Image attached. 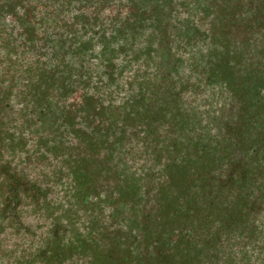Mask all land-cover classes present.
I'll return each instance as SVG.
<instances>
[{"label": "flooded vegetation", "instance_id": "1", "mask_svg": "<svg viewBox=\"0 0 264 264\" xmlns=\"http://www.w3.org/2000/svg\"><path fill=\"white\" fill-rule=\"evenodd\" d=\"M259 230L264 0H0V264H264Z\"/></svg>", "mask_w": 264, "mask_h": 264}, {"label": "trees", "instance_id": "2", "mask_svg": "<svg viewBox=\"0 0 264 264\" xmlns=\"http://www.w3.org/2000/svg\"><path fill=\"white\" fill-rule=\"evenodd\" d=\"M13 8V7H12ZM6 13H10V14H13V15H15L16 16V13L11 9V7L7 10V11H5ZM53 13H56V12H53ZM63 13V11H61V12H59V13H57V14H62ZM56 14V15H57ZM78 14H82L83 15V21H85V22H88V23H90L89 22V18L87 17V16H85L83 13H81V12H78L77 13V15ZM33 16V18L35 17V16H37V15H32ZM64 17H65V15H63V16H61V18L60 19H64ZM19 18V20H20V22L22 21V22H24V21H28V20H30L29 18H28V14H24V16H19L18 17ZM53 22H55V20H53ZM54 27V29H56V27L57 26H53ZM35 31V28L34 27H32V26H27V27H25V32H27L28 34L29 33H32V35L33 36H36V37H38L39 36V34H38V32L36 31V32H34ZM58 35H62V34H60V32L58 33ZM43 71H45L44 69H43ZM42 71V72H43ZM46 73H42V75H41V79H43V78H45V77H48V75H45ZM48 74V73H47ZM51 74H52V77L54 78V77H57L56 75H55V73L54 72H51ZM51 77V78H52ZM64 79H63V77L62 76H60L59 78H57V79H55L54 80V83H55V81L56 82H58L59 84H63V81ZM38 85H40V83H38ZM234 225L236 224V225H238L239 223L237 222V221H235V220H233V221H231ZM264 231H261V230H259V240L261 241V243H264V233H263ZM185 238V237H184ZM207 238V236H201V235H198V237L196 238V237H192L191 238V240L190 239H188L187 237L185 238L186 240L188 239V241L189 242H187L186 243V246L181 250V252L180 253H178L177 254V251L176 250H173L172 248H169V250H168V257H165V259H164V261H162V263L161 264H204V261H205V257H204V259H203V261L202 260H200V259H198V260H195V256H192L191 258H188V257H186V260L185 261H183V258H185V255L186 254H188V253H190L191 252V250H194L195 252H196V254L198 255V256H201L202 254H203V256H206V257H209L208 255H205V253H204V251H205V248H206V246H209L208 245V243H209V241L208 242H206V239ZM210 239H214V237L213 236H210ZM186 240H185V242H186ZM194 241V242H193ZM214 241V243H213V246H216L217 245V243H218V241H216V240H213ZM200 246V247H199ZM217 247V246H216ZM257 247H258V245H255V248L257 249ZM184 249H185V251H184ZM262 252V253H261ZM193 253V255H195L194 254V252H192ZM260 253L261 254H263L264 253V245H262V247L260 248ZM201 254V255H200ZM248 253L246 252V255H247ZM176 255H177V257H176ZM244 258H247V257H245L244 256ZM259 258V257H258ZM257 258V259H258ZM178 259V260H177ZM197 259V258H196ZM243 260V259H242ZM248 260H249V258H248ZM206 262V261H205ZM244 262V260L242 261V263ZM206 263H208V264H211V261L210 260H208ZM226 264H233L231 261H228V262H226ZM262 264V263H261Z\"/></svg>", "mask_w": 264, "mask_h": 264}, {"label": "rangeland", "instance_id": "3", "mask_svg": "<svg viewBox=\"0 0 264 264\" xmlns=\"http://www.w3.org/2000/svg\"><path fill=\"white\" fill-rule=\"evenodd\" d=\"M92 232H94V230H91Z\"/></svg>", "mask_w": 264, "mask_h": 264}]
</instances>
